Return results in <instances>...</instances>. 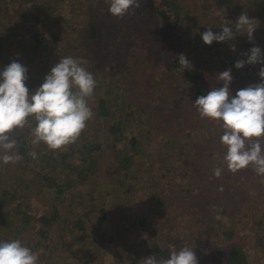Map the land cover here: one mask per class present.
I'll use <instances>...</instances> for the list:
<instances>
[{
  "label": "rangeland",
  "instance_id": "1",
  "mask_svg": "<svg viewBox=\"0 0 264 264\" xmlns=\"http://www.w3.org/2000/svg\"><path fill=\"white\" fill-rule=\"evenodd\" d=\"M152 1L168 10L173 29L165 26L156 34L162 20ZM165 1L139 0L138 7L119 18L108 13L105 0L3 1L0 67L14 60L24 65L31 91L60 57L76 58L91 72L102 70L91 108L97 109L104 97L113 102L108 104L110 121L126 122L128 134L144 131L140 152L127 166L126 139L115 148L94 150L104 127L95 115L74 143L58 150L31 143L34 118L11 133L23 158L0 164V240L21 239L35 249L39 264H110V256L114 264H144L147 257L169 258L170 251L184 246L196 252L199 264H227L234 245L250 264L264 263V177L252 167L230 171L220 140L222 124L202 118L193 106L199 96L223 86L217 75L227 68L232 69L233 95L260 81L264 65L234 66L246 59L247 52L239 48L255 46L246 34L237 35L239 44L234 40L217 47H206L198 35L212 22L214 27L234 23L230 16L238 18L244 11L259 25L254 11L262 0H172L176 14ZM94 22L99 42L77 29ZM260 31L254 40L264 50V17ZM123 41L135 49V58L116 56L114 49ZM200 44L204 48L198 51ZM179 54L188 57L187 69L171 67ZM217 167L223 168L221 177L213 174ZM44 175L71 185L58 196ZM151 198L153 217L151 205L142 202ZM106 206L109 213L102 210ZM42 216L46 221H40ZM79 219L86 229L73 227ZM232 229L237 232L225 233Z\"/></svg>",
  "mask_w": 264,
  "mask_h": 264
},
{
  "label": "clouds",
  "instance_id": "2",
  "mask_svg": "<svg viewBox=\"0 0 264 264\" xmlns=\"http://www.w3.org/2000/svg\"><path fill=\"white\" fill-rule=\"evenodd\" d=\"M105 2L108 13L116 18L139 6V0ZM254 19L247 11L242 12L234 23L223 26L221 32L214 33L209 27L201 33L202 40L211 46L214 41H234L237 35L246 34L252 43L257 29ZM230 50L235 51V45H230ZM244 55L246 59L235 62L236 69L264 65V50L260 47L253 46ZM179 62L185 69L191 65L184 55H180ZM27 73L28 69L15 60L0 67V164L16 163L23 158L11 133L23 128L30 118L36 121L31 129L34 137L31 143L43 142L50 150H58L74 143L94 115L89 101L97 81L95 74L82 66V61L71 56L60 57L43 83L31 91L26 86ZM258 76V83L233 95L232 69L227 68L217 75L223 86L213 87L207 95L199 96L193 106L202 118L222 124L224 132L220 140L226 147L227 168L236 173L252 167L258 176L264 177V67L260 68ZM31 156L35 159L37 153L33 151ZM222 173L221 167L213 170L216 177H221ZM143 261L144 264H199L196 252L187 246L170 251L169 258L150 256ZM0 264H39V255L21 239L0 240Z\"/></svg>",
  "mask_w": 264,
  "mask_h": 264
},
{
  "label": "trees",
  "instance_id": "3",
  "mask_svg": "<svg viewBox=\"0 0 264 264\" xmlns=\"http://www.w3.org/2000/svg\"><path fill=\"white\" fill-rule=\"evenodd\" d=\"M3 1L4 0H0V8L2 7V5H3ZM172 0H166L165 2H167V5L169 6V9L170 10H172L173 9V11H174V13L176 14V12H177V9H176V7H175V4L173 3L172 4V2H171ZM261 5H262V7L261 8H259V9H257V10H255L254 12H255V15L256 16H258L259 17V25H257V29H256V31H255V33H254V35L255 34H257L258 33V31H260L261 30V25H262V20H263V15H264V0H262L261 1ZM152 4L153 5H151V8H154V10H158L157 9V7L159 6V4H157V2L156 1H152ZM162 5V4H161ZM161 5L159 6L160 7V9H159V15H160V19L162 20V24L160 25H158V30H156V34H159L160 35V31H162V29H164V27L165 26H167V28L168 29H173V27H171L170 26V17H169V15L167 14L168 13V10L167 9H162L161 8ZM245 12V11H244ZM248 13V12H247ZM248 15H249V13H248ZM49 17V16H48ZM231 17V19L235 22L236 20H237V16L236 15H233V16H230ZM262 19V20H261ZM231 23V22H230ZM95 24H96V22H94V24H93V27H92V25L90 26V27H88V28H84V27H79V28H77L78 30H79V32H81L82 33V35H86V36H90V37H92V39H97V41H98V39L100 38L99 36H98V30H96V26H95ZM232 24V23H231ZM225 25H230V24H225ZM225 25H223V26H225ZM223 26H216V27H214L213 26V22L211 23V26H209L210 28H211V30L214 32V33H216V32H221L222 31V27ZM208 30V28L206 29V30H204L203 32H205V31H207ZM234 31H235V29H234ZM94 32H96V34L94 33ZM202 32V33H203ZM261 32V31H260ZM107 33H109V31L107 32ZM198 36H200L201 37V34L200 35H198ZM240 36V38L243 36V35H239ZM98 37V38H97ZM107 38H108V40H112L111 39V37H110V35H108L107 36ZM202 38V37H201ZM201 38H197V41H200V39ZM236 41H237V43L239 44V42H240V40H239V42H238V36L236 37V39H235ZM37 41V40H36ZM38 43H39V41H37ZM99 42V41H98ZM102 42V41H101ZM228 42H230V44H233V41H228ZM228 42H213V44L210 46V47H213V46H219L221 43H226V44H228ZM255 46H256V43H257V39H255L254 40V42H252ZM252 43H251V45H252ZM188 44V43H187ZM204 45V44H203ZM242 45V44H241ZM206 47L208 46L209 47V45H205ZM227 46V45H226ZM230 47V46H229ZM204 47L202 46V44H200V45H198V46H196V49L199 51V50H202ZM230 49V48H229ZM116 50V51H115ZM114 51L117 53V55L116 56H120V55H123V56H125L128 60H130V59H132V58H135V55H136V53H134L135 52V49L133 48L132 49V46H131V44H130V42H127V41H123V44H121V45H118L117 47H115V49H114ZM232 51V50H231ZM239 51H240V53H245V52H249V50H248V48L246 47V46H244L243 48H239ZM17 54V53H16ZM180 55H184V54H179V56H177L176 57V59H175V62L173 63V66L171 65V67H174V66H176V67H179V68H184L185 69V65H182L180 62H179V57H180ZM115 56V55H114ZM185 56V55H184ZM187 59H188V57H186ZM188 61H189V59H188ZM128 62V61H127ZM130 63V62H129ZM157 63V62H156ZM190 65H188L187 67H189ZM101 72H102V70H101ZM101 72H100V70L97 68H95V70H94V74H95V79L98 81L99 80V78L101 77ZM187 76V78H190L191 77V75L190 74H187L186 75ZM117 77V76H116ZM115 76L113 77V79L115 80V82H117V80H120L119 78L120 77H118L117 79H115L116 78ZM102 84V83H101ZM96 85H98V84H96ZM204 90L205 89H207L208 87L207 86H205V85H203V87H202ZM109 89L107 88V91H108ZM203 90V91H204ZM104 94H105V96L107 95L106 94V89L104 90V92H103ZM124 93H125V91H124ZM123 96V95H122ZM117 97H119V94L117 95ZM118 99V98H117ZM108 104L109 105H112L113 104V102L112 101H110V103H109V101H108V99H107V101H106V99L104 98V97H102L101 99H100V101H99V103H98V106H97V109H92L93 110V113H94V115L99 119V121H100V123L102 124H104V127H103V129H102V133H101V135L98 133L97 135H99L100 136V139L98 138L97 139V141H102V142H99V144H96L95 146H94V150H98V149H102V150H105L106 148H107V146L108 147H116V145L119 143V144H122V143H125L126 142V140H127V143H128V146L126 147V148H123L122 150H126V152H125V159H124V163H125V165L127 166L128 164H129V162H130V160L129 159H131V158H133V156L135 155V152H140V149H139V141H141L143 138V134H144V131L142 130V131H140V132H138V133H126L125 132V130L127 129V128H125L124 127V124L126 123V122H121V121H118V120H113V119H111V121L108 119L110 116H113V114H112V112L110 111V109H109V106H108ZM93 115V116H94ZM93 118V117H92ZM92 118L87 122V125H89L90 126V124H91V121H92ZM111 118V117H110ZM106 119H107V123H106ZM131 128H134L135 129V127H131ZM138 134H140V137H138L137 135ZM126 139V140H125ZM139 140V141H138ZM23 144H26V141L25 142H22ZM128 149V150H127ZM79 168H80V170L82 169V165H80L79 166ZM83 170H81V172H82ZM127 176H129V178L128 179H130L131 178V174L129 173V174H127ZM43 178H44V180L46 181V183H47V187H52V188H54L55 190H56V193H57V195L58 196H60V195H62V194H64L65 193V190H66V188L69 186V185H71V183H69V185H64V184H60L54 177H47L46 175H44V176H42ZM123 178V177H122ZM121 181H122V179H121ZM132 185L133 184H131V186H128V187H126V189H122V190H124V191H127V189L129 188V187H131L132 188ZM154 201V198H151V201L149 202V203H147V201H145V199L142 201L143 203H144V205H146L148 208H149V206L152 204V202ZM107 205V204H106ZM138 206H140V204L138 205ZM141 207V206H140ZM146 208V207H145ZM151 208H152V210H151V217H153L154 216V210H155V208H154V206L153 205H151ZM54 209H56V207L54 208ZM104 212H107V213H109V211H110V207H108V206H106L104 209H102ZM133 210V209H132ZM57 213H58V211H54V215H53V219L57 216ZM131 214H139L138 212H135V211H131ZM105 216H107V214H105ZM39 220V219H38ZM46 221V219H45V216H42V217H40V221L42 222V221ZM145 220H147V219H142L141 220V223H144L145 222ZM66 220H63V222H65ZM115 220H113V222H114ZM73 227H78V229H80V230H84V229H86L85 228V225L83 224V221L82 220H80L79 219V221H76V222H74V224H73ZM72 230V229H71ZM235 232H237V231H234L233 229L232 230H226L225 231V233L226 234H228L229 236H231L232 234H234ZM155 246L156 247H158V244H155ZM34 252H35V249H33V247H30ZM219 249H221V250H223V248H220L219 247ZM119 250H121V249H119ZM158 250H160V248L158 247ZM112 256H110L109 257V261H110V264H114L113 262L116 260L115 258H111ZM225 259H226V261H227V264H250L249 263V260L247 259V255L242 251V248L240 247V246H236V245H234V248L230 251V253L228 254V255H226V257H225ZM256 264H264L263 262H257Z\"/></svg>",
  "mask_w": 264,
  "mask_h": 264
}]
</instances>
